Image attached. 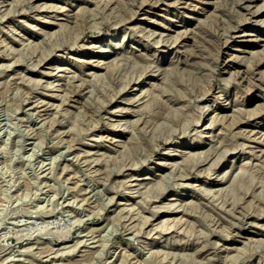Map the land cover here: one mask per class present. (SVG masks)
Segmentation results:
<instances>
[{"label": "rangeland", "instance_id": "obj_1", "mask_svg": "<svg viewBox=\"0 0 264 264\" xmlns=\"http://www.w3.org/2000/svg\"><path fill=\"white\" fill-rule=\"evenodd\" d=\"M0 264H264V0H0Z\"/></svg>", "mask_w": 264, "mask_h": 264}, {"label": "bare ground", "instance_id": "obj_2", "mask_svg": "<svg viewBox=\"0 0 264 264\" xmlns=\"http://www.w3.org/2000/svg\"><path fill=\"white\" fill-rule=\"evenodd\" d=\"M110 49V48H109ZM207 117V116H206ZM206 119V118H205Z\"/></svg>", "mask_w": 264, "mask_h": 264}]
</instances>
